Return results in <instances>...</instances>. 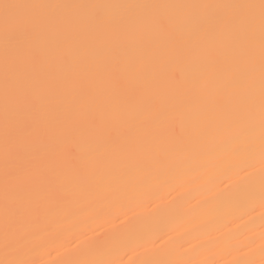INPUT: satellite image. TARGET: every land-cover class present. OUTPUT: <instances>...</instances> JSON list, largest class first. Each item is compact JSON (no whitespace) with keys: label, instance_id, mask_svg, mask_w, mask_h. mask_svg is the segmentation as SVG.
Returning <instances> with one entry per match:
<instances>
[{"label":"snow or ice","instance_id":"snow-or-ice-1","mask_svg":"<svg viewBox=\"0 0 264 264\" xmlns=\"http://www.w3.org/2000/svg\"><path fill=\"white\" fill-rule=\"evenodd\" d=\"M0 37V264H37L28 251L42 210L69 206L130 173L163 174L174 159L196 154L238 159L252 150L257 128L264 162V0H0Z\"/></svg>","mask_w":264,"mask_h":264},{"label":"bare ground","instance_id":"bare-ground-1","mask_svg":"<svg viewBox=\"0 0 264 264\" xmlns=\"http://www.w3.org/2000/svg\"><path fill=\"white\" fill-rule=\"evenodd\" d=\"M45 3H239L246 0H7ZM258 2V0H254ZM0 37V183L3 104ZM247 169L246 171L243 169ZM225 177L230 178L222 183ZM264 162L259 129L251 151L238 159L223 152L173 160L163 174L130 173L119 183L53 212L32 226L28 258L37 264L77 259L141 264L156 258H193L200 264H261L264 246ZM0 191V205H2ZM0 214V238H2ZM160 237L164 241H160ZM75 240V243H68ZM100 242V243H98ZM183 245V247H181ZM250 245L249 247H246ZM243 249V251H239ZM125 253H127L125 255ZM0 259L3 250L0 247Z\"/></svg>","mask_w":264,"mask_h":264}]
</instances>
